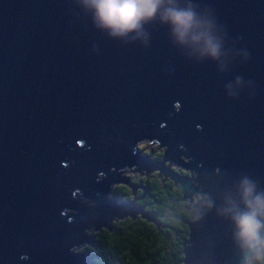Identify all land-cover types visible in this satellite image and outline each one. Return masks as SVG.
Listing matches in <instances>:
<instances>
[{
    "label": "water",
    "instance_id": "1",
    "mask_svg": "<svg viewBox=\"0 0 264 264\" xmlns=\"http://www.w3.org/2000/svg\"><path fill=\"white\" fill-rule=\"evenodd\" d=\"M170 12L191 13L183 37ZM134 167L201 196L184 264L257 259L264 208L252 249L235 217L264 202V0H160L124 34L91 0H0V264H86L73 250L90 228L139 213L159 227L108 197L143 187L121 176Z\"/></svg>",
    "mask_w": 264,
    "mask_h": 264
},
{
    "label": "trees",
    "instance_id": "2",
    "mask_svg": "<svg viewBox=\"0 0 264 264\" xmlns=\"http://www.w3.org/2000/svg\"><path fill=\"white\" fill-rule=\"evenodd\" d=\"M164 156L165 151H162L155 158L162 160ZM167 164L172 167L170 162ZM159 172L133 180L144 187H139L136 196L132 187L124 183L114 188V195L119 203L132 201L143 207L160 226L141 213L135 218L114 219L110 228L96 230L92 244L86 243L79 251L87 257L86 264H184V243L190 235L188 221L196 214L193 208L186 207L196 204L198 198L192 202L184 200L180 187L171 178L159 177ZM258 253L259 258L247 264H264V248Z\"/></svg>",
    "mask_w": 264,
    "mask_h": 264
},
{
    "label": "clouds",
    "instance_id": "3",
    "mask_svg": "<svg viewBox=\"0 0 264 264\" xmlns=\"http://www.w3.org/2000/svg\"><path fill=\"white\" fill-rule=\"evenodd\" d=\"M159 3L160 0H91L100 23L105 27L111 28L113 34H124L127 31L136 29L141 19L151 17L155 13ZM169 17L177 25L176 30L183 37L190 26L191 13L170 12ZM250 193L251 189L246 188L245 194L248 195ZM255 205L253 207L250 203L249 207L253 208L251 212L235 217L240 229L238 235L250 249L255 248V242L260 240L258 232L261 228V223L256 219V216L257 210L264 208V202L257 197ZM257 258H259V253H257Z\"/></svg>",
    "mask_w": 264,
    "mask_h": 264
},
{
    "label": "rangeland",
    "instance_id": "4",
    "mask_svg": "<svg viewBox=\"0 0 264 264\" xmlns=\"http://www.w3.org/2000/svg\"><path fill=\"white\" fill-rule=\"evenodd\" d=\"M137 146H138V148H139V154L141 155V157L142 158H148L149 160H157L155 157H157L162 151H166V147L165 146H163V147H160V144L159 143H156V141H152V142H150V140H146V139H144V140H141L138 144H137ZM159 159V158H158ZM181 160L183 161V162H189V159L188 158H185L184 156H182L181 157ZM168 165V164H167ZM171 166L172 167H175L176 169H179L180 171H183V172H186L187 174H185V173H183V174H185V175H192V176H194V177H196V174L194 173V172H192L190 169H186V168H183V167H181V166H179L178 167V165H176V164H174V163H171ZM170 167V166H169ZM137 168L136 167H134V168H125L124 170H122L123 171V173L121 174V176L122 177H127L130 181H133V180H135L137 177H140V176H150V174H153V173H155V172H157V171H159L158 169H155V170H152V171H149L148 173H147V170H143V171H141V173L140 172H135V170H136ZM159 174H160V172H159ZM161 177H166V176H161ZM120 184H122V182H118V183H113V185H112V187H111V191H110V193H109V195H108V197L110 198V199H113V200H115V195H114V188H116L118 185H120ZM125 184V183H124ZM126 185V184H125ZM139 185H141L142 186V183H140L139 182ZM130 187V186H129ZM140 189L138 188L136 191H135V193H134V195L136 196L137 195V191H139ZM75 197H76V195H75ZM82 199H81V198ZM200 195H198L197 196V198H198V201L200 200ZM78 198H80L81 199V202L82 203H86L87 202V199H85V198H83L80 194H78ZM190 198H185V200L186 201H188ZM120 200H121V198H120ZM197 201V202H198ZM132 202V201H131ZM196 202V203H197ZM116 203L117 204H121L122 202H120L119 203V201H116ZM133 203V205H134V207H141V206H139V205H137V204H135L134 202H132ZM94 204H96L95 202H90V205L91 206H93ZM144 211V210H143ZM73 211H70V213H72ZM125 218H127V217H125ZM124 219V218H123ZM96 230L94 229V228H90L89 230H88V233L87 234H93L94 232H95ZM86 246V244H82V245H80L79 247H76L74 250H73V252H76V253H79V251L82 249V248H84ZM84 257L86 258V260H87V257L84 255ZM88 261V260H87Z\"/></svg>",
    "mask_w": 264,
    "mask_h": 264
},
{
    "label": "snow or ice",
    "instance_id": "5",
    "mask_svg": "<svg viewBox=\"0 0 264 264\" xmlns=\"http://www.w3.org/2000/svg\"><path fill=\"white\" fill-rule=\"evenodd\" d=\"M177 107H180V105H177Z\"/></svg>",
    "mask_w": 264,
    "mask_h": 264
},
{
    "label": "flooded vegetation",
    "instance_id": "6",
    "mask_svg": "<svg viewBox=\"0 0 264 264\" xmlns=\"http://www.w3.org/2000/svg\"><path fill=\"white\" fill-rule=\"evenodd\" d=\"M264 248V247H263Z\"/></svg>",
    "mask_w": 264,
    "mask_h": 264
}]
</instances>
